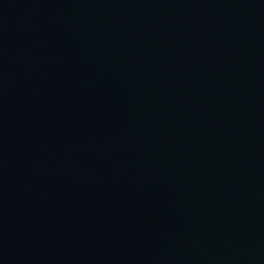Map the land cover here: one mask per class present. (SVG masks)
Instances as JSON below:
<instances>
[{
  "label": "water",
  "instance_id": "obj_1",
  "mask_svg": "<svg viewBox=\"0 0 264 264\" xmlns=\"http://www.w3.org/2000/svg\"><path fill=\"white\" fill-rule=\"evenodd\" d=\"M0 264H264V0H0Z\"/></svg>",
  "mask_w": 264,
  "mask_h": 264
}]
</instances>
